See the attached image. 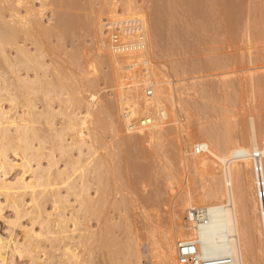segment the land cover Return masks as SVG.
I'll use <instances>...</instances> for the list:
<instances>
[{"label":"bare ground","instance_id":"obj_1","mask_svg":"<svg viewBox=\"0 0 264 264\" xmlns=\"http://www.w3.org/2000/svg\"><path fill=\"white\" fill-rule=\"evenodd\" d=\"M162 1L158 8L152 0H0V212L7 207L15 215L0 237V264L15 254L26 264H181L177 243L185 239H195L206 257L264 264V199L258 197L264 189V111L253 107L240 122L236 97L227 93L215 101L212 81L204 83L214 77L216 89L245 83L254 98L264 92V0H245L243 22L234 10L230 14L228 0H217L228 8L220 14L224 20L217 16L220 23L241 22L237 30L247 47L239 54L247 64L240 68L231 55L207 68L167 63L157 37L164 7L180 1L193 12L214 11L216 4ZM47 12L56 20L46 22ZM78 33L92 36L93 57L67 46ZM254 40L259 48L251 47ZM142 118L150 123L142 125ZM194 119L205 121L190 132ZM171 134L176 163L165 149ZM144 142L156 159L165 157L159 174L171 192L167 223L149 213L133 189L138 182L139 192L148 187L156 165L136 160L148 155L137 148ZM122 145L131 147L126 159ZM18 168L21 176L8 181ZM136 215L146 222L144 235ZM24 217L31 228L21 224ZM15 228H21L20 238Z\"/></svg>","mask_w":264,"mask_h":264},{"label":"rangeland","instance_id":"obj_2","mask_svg":"<svg viewBox=\"0 0 264 264\" xmlns=\"http://www.w3.org/2000/svg\"><path fill=\"white\" fill-rule=\"evenodd\" d=\"M174 1V0H173ZM172 1V2H173ZM176 1V0H175ZM179 1V0H178ZM178 1H176V3H178ZM212 1V0H211ZM210 0H209V2H211ZM223 1H225V0H223ZM235 2V5H234V2ZM241 1V3H242V0H232V2H231V0L229 1H227V2H229V3H226V4H228L227 6L228 7H230L229 8V10H231V11H229V13L230 14H232V15H234L235 14V12L237 13V14H235V15H239V16H237V17H240V18H238L240 21L242 20V22L244 21V16L246 15V12H244L245 10H246V8H247V4L245 3V0H243V3L242 4H244V5H242L241 3H239ZM247 1V0H246ZM38 2V1H37ZM154 2V3H153ZM158 2L160 3V5H162L161 3H163V1L162 0H152V5L154 4L156 7H158L159 8V6H157L158 5ZM188 2H190V1H188ZM192 2H193V0H192ZM194 2H195V0H194ZM209 2H207L208 4H210ZM222 2V1H221ZM221 2L220 3H218L217 4V0H216V2H215V0H214V2L212 1V5L215 3L216 5H218V6H216V5H213V7L211 6V8L212 9H214V11L213 10H211V9H208V8H205V7H201V8H203V9H199V11L198 10H195L194 8H193V6H192V8L195 10L194 12L192 11V10H190L191 9V7H190V9L184 4V5H182V3L179 1V5H175L174 7H175V9L172 11V10H170V8H172V4H169L167 7H164V8H167V10L165 11L166 13L165 14H167V15H164V14H162V15H164V17H162V16H160L161 18H158V20H157V24H158V35H157V37L159 38V40H158V48L162 51L163 50V52H162V54L164 55V57H163V59H165V61L168 63L169 62V64L171 63V62H178V63H183V64H185L187 67L188 66H191V64H195V63H200V65H204L205 64V68H207L206 66L207 65H209L210 63H215V61H219V60H221L222 59V57H223V55H231L230 56V58H231V64L235 67V68H240V67H243L244 65H242V64H247V60H246V58H242V55L241 54H239V53H242L243 51H242V49H244V48H246L247 47V44L243 41L242 42V40H243V37H242V33H241V35H240V32L242 31L241 29H242V26H239V28H240V32H238V28H237V26L238 25H240V23L241 22H239V20H238V24H237V26L235 27V26H233V22H232V20L231 21H229V25H230V23L232 24V27H231V25L230 26H228L227 24H226V22L228 21H223V22H221L220 23V21H222V20H224V19H221V18H224V16L223 17H221L220 18V14H221V12L223 13V11H227L228 10V8L226 9L225 8V10H223L222 8H219V5H222L221 4ZM238 2V3H237ZM174 3V2H173ZM183 3H186L185 1L183 2ZM223 3V2H222ZM175 4V3H174ZM181 4V5H180ZM192 4V3H191ZM231 4V5H230ZM153 5V6H154ZM163 6H165V5H163ZM169 6H171L170 8H168ZM190 6V5H189ZM224 6V5H223ZM242 6H244V8L242 7ZM245 6H246V8H245ZM173 7V8H174ZM221 7V6H220ZM225 7H226V5H225ZM240 7H242V8H240ZM161 8V10H162V6L160 7ZM172 8V9H173ZM205 8V9H204ZM210 8V7H209ZM219 8V9H218ZM256 9L258 8V7H255ZM222 9V10H221ZM255 9V10H256ZM164 10V9H163ZM168 10H170V12L168 11ZM206 10H208L207 12H206ZM211 10V11H210ZM220 10V11H219ZM233 10L235 11L234 13H233ZM239 10H241V11H239ZM167 11L169 12V14L167 13ZM203 11V12H202ZM209 11H210V13H209ZM217 11H218V13H217ZM196 12V13H195ZM213 12H214V14H213ZM239 12V13H238ZM242 12L245 14H242ZM201 13V14H200ZM212 13V15H210ZM209 14V15H208ZM216 14H218V15H216ZM224 14V13H223ZM230 14H229V16H230ZM222 15V14H221ZM242 15V16H241ZM217 16H219V20H218V17ZM56 17V16H55ZM159 17V16H158ZM226 17V16H225ZM45 18H46V22H49V21H53L54 19H52V18H54L53 17V15H51V13L50 12H47V14H46V16L44 17V20H45ZM227 18H228V16H227ZM227 18H225V19H227ZM230 18H232L233 19V21L234 20H237V18L235 19V18H233L232 16L230 17ZM49 20V21H48ZM55 20H56V18H55ZM54 20V21H55ZM59 19H57V21H58ZM230 20V19H229ZM225 23V24H224ZM235 23V22H234ZM236 23H237V21H236ZM235 23V24H236ZM243 24V23H242ZM241 24V25H242ZM226 27H225V26ZM244 25V24H243ZM228 27V28H227ZM229 27L232 29V30H234V32L232 31V33H230V29H229ZM234 27H235V29L237 30H235L234 29ZM84 33V32H83ZM81 34H82V32H81ZM79 35V33H78V36H77V34L76 35H73V36H70V38L68 39L67 38V41H66V44H67V46L68 47H70L71 46V44L74 46H77L78 47V49L79 48H81V49H79V51H80V53H82L83 51H85V52H83V54L84 55H86L87 57H89L90 55V57H93L94 56V54H95V44H94V41H93V38H92V36L91 35H89L88 36V34H84V35ZM231 34V35H230ZM236 34V35H235ZM227 35V39H226V36ZM232 35H233V37H232ZM234 35H235V37H234ZM83 36V37H82ZM231 36V37H230ZM80 37V38H79ZM228 37H230V38H228ZM80 40H79V39ZM203 38V39H202ZM234 38V39H233ZM77 39V40H76ZM84 39V40H83ZM85 39H86V41H85ZM92 41H91V40ZM228 39H229V41H228ZM227 41V42H225V41ZM230 40H234L232 43H230ZM79 41V42H78ZM70 42V43H69ZM72 42V43H71ZM254 42H256L255 44H253ZM257 40H254L253 41V43L251 44V47H253L254 45V47L253 48H259V46L260 45H256L257 44ZM75 43V44H74ZM226 43V44H225ZM230 43V44H229ZM245 43V44H244ZM70 44V45H69ZM78 44H81L80 45V47L78 46ZM231 44H232V46H231ZM216 45V46H215ZM230 46V47H229ZM242 46V47H241ZM84 47V48H83ZM162 49H161V48ZM86 48H88L87 50L90 52V53H88L87 52V50H86ZM90 48V49H89ZM226 48V49H225ZM229 48V49H228ZM85 49V50H84ZM171 49V50H170ZM193 49V50H192ZM223 49V50H222ZM83 50V51H82ZM231 50H232V52H231ZM93 51V52H92ZM196 51H198L197 53L198 54H196ZM93 53V54H92ZM176 53V54H175ZM200 53V54H199ZM228 53V54H227ZM234 53V54H233ZM89 54V55H88ZM235 54H237V55H235ZM167 58V59H166ZM233 58H234V60H233ZM237 58V59H236ZM171 61V62H170ZM232 61H234V62H232ZM244 61V62H243ZM240 62H241V64H240ZM168 64V65H169ZM189 64V65H188ZM207 64V65H206ZM240 65L239 67H238V65ZM209 70V69H208ZM207 69H205L204 70V72L202 71V73H204L205 74V72L207 73V72H209V71H211V70H209L208 71ZM216 71H218L217 69H215V70H213L212 72H216ZM105 72H107V70L105 69ZM237 74H241V72H237ZM212 79V80H211ZM210 81H212V82H210ZM213 81H215V79H214V77H204V83H208V85H209V82H210V85L209 86H211V93H212V96H215V101H216V99H219L220 97L222 98L223 96H225V94H227L230 98L231 97H236L235 99H237L236 100V102H235V107H236V110L238 111L237 113H238V115H237V117L239 118V120H240V122H242L243 121V123L245 122V117H243V113L245 114V113H247L250 109H253V107H254V109L255 108H257V111L259 112V110L260 111H264V92L260 95V93H256V96H255V98H254V96H253V94L251 93V91H250V87L248 86V85H246L245 83L243 84H236L237 86H236V90H221V89H216L215 88V86H214V83H213ZM246 85V86H245ZM214 86V87H213ZM246 88H245V87ZM245 88V89H244ZM218 93H217V92ZM220 91V92H219ZM250 92V93H249ZM224 93V94H223ZM104 94H111V92L110 91H105L104 92ZM248 94V95H247ZM249 94H250V96H249ZM257 95H259V96H257ZM248 96V97H247ZM261 96V97H260ZM260 98V99H258V98ZM247 100H249V101H247ZM200 104H202L204 101H198ZM238 103V104H237ZM243 103V104H242ZM262 106H261V105ZM260 106H261V108H260ZM203 107H206V108H208V106H203ZM249 108V109H248ZM240 109V110H239ZM245 111V112H244ZM241 114V116H240V114ZM259 114H260V116H262V118H264V112L261 114V112H259ZM197 119H194L193 120V122H192V129H190V132H196L197 130H198V127L197 126H199V124L200 123H202V122H204L205 121V119L204 120H197ZM107 136H108V139L110 140L111 139V134L109 133H107ZM174 136V134H171L170 136L168 135L167 136V138L169 137V138H171V140L173 141H171L169 138V140L168 139H166V142H167V144H166V146L168 145L169 146V151L170 152H168V155L170 154V153H172V156H171V158H172V160H173V162L174 163H176L175 162V160H174V157H173V152L172 151H174L175 149L173 148L174 146H172L173 144H174V141H175V138L173 137ZM169 141V142H168ZM170 145H169V144ZM146 144V142H144V145H142V143H139V146L137 145V148L138 149H142L141 147H143V149L142 150H144V151H146L147 153H148V155H147V157H145V158H143V157H141V158H137L136 160L139 162V163H142V164H144L142 161H144V162H146L147 163V160L149 159V161L148 162H150V161H155V163L154 164H156L155 166H158V167H156L155 168V166H154V168H153V171H152V177H153V179H152V177L151 178H149V180H147L148 181V189H150V191L148 190V192H147V188L146 189H142V192H139V191H141V189L140 188H142V186H139V185H141L139 182L138 183H133L132 185H133V189H134V192L135 193H137L136 194V196H138L139 194H140V196H138V198H141L139 201H140V203L144 206V204H145V208L146 209H148L149 211V213H151L152 212V214L154 213L155 214V212H156V215L154 216L155 218H157V219H161V217H162V219L164 218V220L166 221V222H164L163 220H162V222H164V223H167L168 222V219H169V212H168V210L169 209H166V208H168V206L167 205H169V196H170V194H169V189L168 188H166L167 186H166V182L164 183V180L162 179V178H164V177H162L163 175V173H161V175L159 174L160 172H159V165L161 164V162L162 161H164L165 160V157L164 156H160V158L158 157L157 159H156V157H155V155L154 154H156V152H154V154H153V156H152V153L150 154V152H152V150H147V144ZM165 146V149L166 150H168V146L166 147ZM172 146V147H171ZM125 147V148H124ZM140 147V148H139ZM145 147V148H144ZM131 147H129V146H127V145H122L121 147H120V149H122V151L120 152V155L121 156H123V157H125L124 155H125V152L126 151H128V149H130ZM148 148H150V147H148ZM127 149V150H126ZM172 149H174V150H172ZM172 150V151H171ZM135 152H137L136 150H134ZM149 151V152H148ZM122 152H123V154H122ZM160 153V152H159ZM128 153H126V157L128 156L127 155ZM149 154H150V157H149ZM13 155V154H12ZM10 156V158H11V160L14 162V163H20V158H17L16 156ZM171 155V154H170ZM126 157H125V159H126ZM154 157V158H153ZM170 157V156H169ZM148 158V159H147ZM153 159V160H150V159ZM124 159V158H123ZM145 159V160H144ZM135 160V161H136ZM140 160H142V161H140ZM161 162H160V161ZM159 163H158V162ZM158 163V165H157V163ZM153 163V162H152ZM123 164V163H122ZM124 165V164H123ZM122 165V166H123ZM175 166H176V164H175ZM123 170H124V167H123ZM156 170H158V171H156ZM155 171V172H154ZM162 172V171H161ZM23 173L22 172V169H16V170H14L13 172H11L10 173V175H8L7 176V178H8V181H12V182H15L17 179L16 178H19L20 176H21V174ZM158 175V177L160 176V178L159 179H157V180H161V183L162 184H160V182L158 183V181L156 180V176ZM15 178V179H14ZM26 179L28 180V179H30V175H27L26 176ZM153 182H152V181ZM157 181V182H156ZM156 182V183H155ZM156 184V185H155ZM134 185H135V187H134ZM157 186H158V188H157ZM166 186V187H165ZM151 187V188H150ZM156 188V191H154L155 189H153V188ZM160 187V188H159ZM164 187V188H163ZM152 189H153V191H152ZM144 190V191H143ZM146 190V191H145ZM160 190V191H159ZM158 191V192H157ZM154 192L157 194H154ZM160 192V193H159ZM163 192V193H162ZM166 192V193H165ZM152 194V196H151V194ZM171 193V192H170ZM146 196H145V195ZM160 194H161V196H160ZM143 195V198L141 197ZM155 195V196H154ZM165 195V196H164ZM145 196V197H144ZM160 196V197H159ZM162 196H163V199H161L162 198ZM146 197H149V198H151L150 200H148V202L147 201H145L147 198ZM158 197H159V199L161 200H159L158 199ZM153 198L155 199V201L153 200ZM0 199H1V202L3 203V204H5L4 202V198L3 197H1L0 196ZM142 199H144V200H142ZM162 203H160L158 200ZM26 200L29 202V197H26ZM157 200V201H156ZM150 201V202H149ZM154 202H155V205H154ZM144 203V204H143ZM146 203H148L147 205H146ZM150 203H151V205H150ZM158 203V204H157ZM168 203V204H167ZM160 204V205H159ZM167 204V205H166ZM158 205H159V207H158ZM164 205H165V207H164ZM165 209V210H167L166 212H165V210L163 209V208ZM152 208H153V210H152ZM47 209L49 210H51V205L49 204V206L47 205ZM141 209V208H140ZM157 209V210H156ZM138 210V209H137ZM137 210H136V212H137ZM159 210V211H158ZM139 211V210H138ZM158 214V215H157ZM168 215V216H167ZM15 215H14V213H13V211L11 210V209H9V208H4L3 210H2V213L0 212V237H5L8 233H7V231H8V224L7 223H5V222H7V220L9 219V220H12V219H14L15 217H14ZM140 216V214L138 215V217ZM141 216H142V218H144V220L147 222V219L144 217V215L143 214H141ZM140 216V217H141ZM137 217V215H136V222H135V224L138 222L139 223V219H142V218H138ZM138 218V219H137ZM29 219V217H24L23 219H22V221H21V224L24 226V227H27L28 229L29 228H31V222H30V219ZM159 219V220H160ZM139 220V221H138ZM144 220L142 219L141 221H140V224H139V231H138V233L139 234H141V233H143V234H141V235H144V233H145V228H143L145 225H146V222H144ZM142 221H143V224H141L142 223ZM160 222H161V220H160ZM161 222V223H162ZM137 223V224H138ZM29 225V226H28ZM137 227H138V225H137ZM142 227V228H141ZM141 231H143V232H141ZM141 232V233H140ZM14 233H15V235H16V237H17V235H18V237L17 238H20L19 236L21 235V228H15V230H14ZM0 243H1V238H0ZM144 248H146V250H147V245L145 244L144 246H143V250H145ZM11 249L14 251V250H16V246L14 245V244H12V246H11ZM5 253V252H4ZM3 255H5V257H7L8 258V256H7V254L5 253V254H3ZM27 260L28 259H26V257L25 256H23V257H20V256H18L17 254H15L14 256H13V258L12 257H10L9 256V259H7V263L6 264H10L12 261L14 262H12L11 264H26L27 263ZM0 262H1V259H0ZM10 262V263H9ZM143 263L144 264H150V261L148 260V259H145V260H143Z\"/></svg>","mask_w":264,"mask_h":264},{"label":"built area","instance_id":"obj_3","mask_svg":"<svg viewBox=\"0 0 264 264\" xmlns=\"http://www.w3.org/2000/svg\"><path fill=\"white\" fill-rule=\"evenodd\" d=\"M150 123L149 118H142L141 124L147 125ZM260 185V183H259ZM259 200L262 203L264 199V189H259ZM261 211L264 219V205L261 206ZM264 228V227H263ZM179 262L181 264H230L231 257H206L200 253L199 245L196 240L185 239L178 241Z\"/></svg>","mask_w":264,"mask_h":264}]
</instances>
